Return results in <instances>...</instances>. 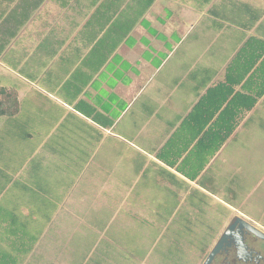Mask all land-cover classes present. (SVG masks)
<instances>
[{"label":"crops","instance_id":"obj_1","mask_svg":"<svg viewBox=\"0 0 264 264\" xmlns=\"http://www.w3.org/2000/svg\"><path fill=\"white\" fill-rule=\"evenodd\" d=\"M0 87L28 137L15 198L59 252L115 204L224 193L221 217L264 229V0H0ZM223 155L252 156L248 175L223 182Z\"/></svg>","mask_w":264,"mask_h":264},{"label":"rangeland","instance_id":"obj_2","mask_svg":"<svg viewBox=\"0 0 264 264\" xmlns=\"http://www.w3.org/2000/svg\"><path fill=\"white\" fill-rule=\"evenodd\" d=\"M27 145L26 127L7 122L6 116L0 118V264H30L27 262L28 256L34 258L36 254L28 255L24 249H31V246L41 249L47 241L52 240L44 233L40 235L46 221L32 218L30 205L19 203L15 198L19 181L14 178V170L23 162L28 166ZM257 157H253L258 165L257 172L262 173L264 157ZM236 161L237 157L223 155V182L234 172L236 164L248 175L252 156L242 157V160L240 157L239 162ZM32 163L34 160L30 161ZM262 181L261 186L264 178ZM22 197V201H26V196ZM226 197L224 193L219 194L223 206L211 199H205L204 205H191L189 199L181 201L179 205L150 202L144 205H110V213L111 209L117 210V217L110 221L111 214L107 209L94 221L93 227L86 225L88 215L85 214L84 233L81 235L79 232L75 234V230L71 231V239L66 237V252H59L62 246L50 242L54 251L47 253L44 264H195L198 248L190 244L189 234H199L204 229L211 231L218 227L221 212L223 216L227 212ZM251 201L250 194L246 202L250 204ZM230 203L236 206L234 201ZM199 206L206 213H196ZM123 212L131 214V221L120 220ZM12 219L14 221L11 223ZM193 221L205 223L198 222L195 227ZM64 254L72 258L64 259Z\"/></svg>","mask_w":264,"mask_h":264},{"label":"flooded vegetation","instance_id":"obj_3","mask_svg":"<svg viewBox=\"0 0 264 264\" xmlns=\"http://www.w3.org/2000/svg\"><path fill=\"white\" fill-rule=\"evenodd\" d=\"M234 216L221 217L214 230L189 234L190 244L198 248L195 264H264V238L255 234L250 226L240 225L237 219V224L228 228ZM193 222L195 227L198 222L205 223ZM214 248L215 252L208 259Z\"/></svg>","mask_w":264,"mask_h":264},{"label":"trees","instance_id":"obj_4","mask_svg":"<svg viewBox=\"0 0 264 264\" xmlns=\"http://www.w3.org/2000/svg\"><path fill=\"white\" fill-rule=\"evenodd\" d=\"M18 111L15 93L10 89L0 87V115H12Z\"/></svg>","mask_w":264,"mask_h":264},{"label":"water","instance_id":"obj_5","mask_svg":"<svg viewBox=\"0 0 264 264\" xmlns=\"http://www.w3.org/2000/svg\"><path fill=\"white\" fill-rule=\"evenodd\" d=\"M239 221V224L241 225V223H243L244 226H250V228H253L254 233L259 235L261 238H264V229H262L261 227L257 226L256 224L252 223L251 221H249L248 219H246L245 217H243L242 215H238L236 214L230 221L228 228L230 227H234L237 223L235 220ZM215 252V248L210 252L208 259L213 255V253ZM207 259V260H208Z\"/></svg>","mask_w":264,"mask_h":264}]
</instances>
